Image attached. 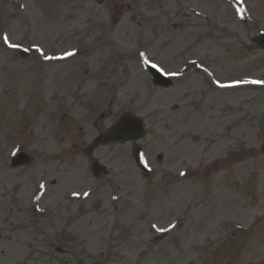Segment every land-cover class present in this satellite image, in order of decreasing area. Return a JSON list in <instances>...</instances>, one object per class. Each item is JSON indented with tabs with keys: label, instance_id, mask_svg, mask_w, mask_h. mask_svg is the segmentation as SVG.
I'll list each match as a JSON object with an SVG mask.
<instances>
[{
	"label": "rangeland",
	"instance_id": "obj_1",
	"mask_svg": "<svg viewBox=\"0 0 264 264\" xmlns=\"http://www.w3.org/2000/svg\"><path fill=\"white\" fill-rule=\"evenodd\" d=\"M260 32L264 0H0V264H264V83L217 85L264 81Z\"/></svg>",
	"mask_w": 264,
	"mask_h": 264
},
{
	"label": "water",
	"instance_id": "obj_2",
	"mask_svg": "<svg viewBox=\"0 0 264 264\" xmlns=\"http://www.w3.org/2000/svg\"><path fill=\"white\" fill-rule=\"evenodd\" d=\"M257 41L264 46V35L260 36ZM155 82L159 85H167L169 83V79L163 76L158 70L153 71ZM144 133V127L142 121L138 118H129L124 117L118 124V127L111 132L108 136H106L103 140L107 141L111 138H115L116 140L120 139H131L135 137H140ZM135 159L138 165L146 170L144 159H143V149L142 147H137L135 150ZM30 161V156L25 152H21L16 158L13 159V166H19L27 164ZM96 169L98 173L105 169L101 165H96Z\"/></svg>",
	"mask_w": 264,
	"mask_h": 264
},
{
	"label": "snow or ice",
	"instance_id": "obj_3",
	"mask_svg": "<svg viewBox=\"0 0 264 264\" xmlns=\"http://www.w3.org/2000/svg\"><path fill=\"white\" fill-rule=\"evenodd\" d=\"M3 39H4V42H5V43H9V38H8L7 35H4ZM9 46H10V47H13V48H19V47H21V45H18V44H9ZM37 50L42 52V50L39 49L38 46H37ZM73 54H74V53H66V55H73ZM141 55L144 56L145 54H144V53H141ZM44 58H45V59H55V57H49V56H47V55H45ZM146 63H151V61H147V60H146ZM152 67H159V66L156 65V64H152ZM160 71L163 72L164 69H163V68H160ZM254 82H255V83H264V81H254ZM217 83H219V82H217ZM238 83H239V82H238ZM221 86H222V87H225L226 85H221ZM42 187H43V185H42Z\"/></svg>",
	"mask_w": 264,
	"mask_h": 264
},
{
	"label": "bare ground",
	"instance_id": "obj_4",
	"mask_svg": "<svg viewBox=\"0 0 264 264\" xmlns=\"http://www.w3.org/2000/svg\"><path fill=\"white\" fill-rule=\"evenodd\" d=\"M30 14H32V16H34V13H33V11L31 10V13ZM226 90H228V89H226ZM232 227H233V225H232ZM236 227V226H235Z\"/></svg>",
	"mask_w": 264,
	"mask_h": 264
}]
</instances>
